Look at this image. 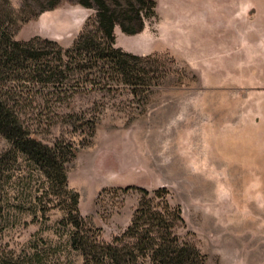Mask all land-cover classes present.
<instances>
[{
    "label": "rangeland",
    "instance_id": "1",
    "mask_svg": "<svg viewBox=\"0 0 264 264\" xmlns=\"http://www.w3.org/2000/svg\"><path fill=\"white\" fill-rule=\"evenodd\" d=\"M29 1L38 12L14 26L16 38L67 47L96 17L77 0L40 11ZM115 35L123 49L159 55L145 61L157 67L149 88L81 79L60 100L53 86L22 85L16 102L36 137L78 147L65 167L87 229L112 239L130 223L141 188L165 186L183 211L178 231L204 264H264V0H156L141 30L116 24ZM10 148L0 133V154ZM0 180V264L35 246L45 264H84L62 221L71 199L60 183L22 152Z\"/></svg>",
    "mask_w": 264,
    "mask_h": 264
},
{
    "label": "trees",
    "instance_id": "2",
    "mask_svg": "<svg viewBox=\"0 0 264 264\" xmlns=\"http://www.w3.org/2000/svg\"><path fill=\"white\" fill-rule=\"evenodd\" d=\"M35 1L40 11L55 7L61 0ZM77 1L96 8V17L93 22H86L72 45L64 47L58 40L41 35L16 38L14 26L38 11L29 0H24L28 9H16L12 0H0V133L12 143V148L0 154V178L10 156L17 159L22 152L50 180L60 183L71 199L62 221L73 228L68 241L81 254L84 264H204L206 255L179 233L178 228L185 225L183 211L180 204L171 200L165 186L141 188L143 196L130 223L112 239L104 238L100 229H87L78 207L79 192L69 187L65 167L78 147L71 141L46 143L21 119L16 102L25 89L22 85L28 86L29 91L33 86H53L58 89L60 100L70 89L78 88L81 79L93 84L113 80L133 91L151 85L153 76L149 73L157 67L147 68L145 61H157L159 55H143L117 46L115 26L119 24L128 33L141 30L145 18L154 14L156 0ZM35 248L28 257H13L2 264H45L40 250Z\"/></svg>",
    "mask_w": 264,
    "mask_h": 264
}]
</instances>
